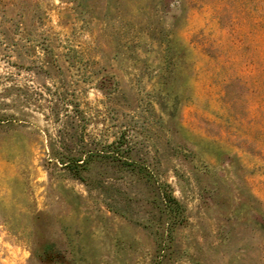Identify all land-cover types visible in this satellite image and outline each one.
<instances>
[{"label":"rangeland","instance_id":"rangeland-1","mask_svg":"<svg viewBox=\"0 0 264 264\" xmlns=\"http://www.w3.org/2000/svg\"><path fill=\"white\" fill-rule=\"evenodd\" d=\"M0 264H264V0H0Z\"/></svg>","mask_w":264,"mask_h":264},{"label":"trees","instance_id":"trees-1","mask_svg":"<svg viewBox=\"0 0 264 264\" xmlns=\"http://www.w3.org/2000/svg\"><path fill=\"white\" fill-rule=\"evenodd\" d=\"M78 161H83L82 159H78L76 162H75V164L77 165V162ZM159 194H160V196H161V199H162V201L163 202H165L166 201V199H167V202H169V203H174L175 202V199L173 198V196H169V195H165L161 190H159ZM166 203V202H165Z\"/></svg>","mask_w":264,"mask_h":264}]
</instances>
